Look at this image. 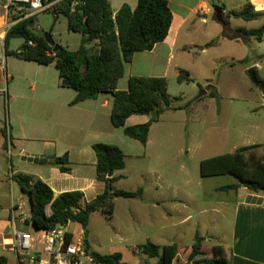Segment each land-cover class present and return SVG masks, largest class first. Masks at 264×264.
Wrapping results in <instances>:
<instances>
[{"label": "crops", "instance_id": "0c3cea01", "mask_svg": "<svg viewBox=\"0 0 264 264\" xmlns=\"http://www.w3.org/2000/svg\"><path fill=\"white\" fill-rule=\"evenodd\" d=\"M167 2L172 20L166 38L155 44L150 51L133 54L131 62L124 64L123 75L117 82V90H127V81L130 77H162L167 82L169 77L177 80L179 71L184 70L189 73L191 80L195 79L197 76L191 72L189 66L196 62V58L208 52L209 55L217 53V49L225 42L240 43L243 48L238 58L242 61L243 68H253L258 78L264 81V38L260 42L247 36H243L240 40H227L221 37L222 30L219 28L215 31L217 32L215 38L205 39L203 46L199 48V53L195 54L192 48L196 44L192 42L195 41L194 38L199 30L198 25L200 23L208 25L210 17L215 21L214 1L167 0ZM217 2V5L222 7L224 19L229 25L231 18L226 17L227 12L240 10L246 0H239L235 6L229 5L226 0H217ZM248 2L253 10L261 13L262 16L251 21L241 19L247 25L255 27L243 26L232 29H255L264 24V0H248ZM109 3L112 13L115 14L123 4H127L133 10L137 0H109ZM2 14L1 11L0 31L5 20ZM59 16L63 15H57L56 20ZM210 28L213 29L212 26ZM0 36V45L4 52L5 34L1 33ZM215 39L217 40L214 45L207 46ZM21 41L23 42L22 39ZM62 46L67 48L66 45ZM16 59L24 63L19 70L8 69L7 60L3 57L0 64V94H3L5 101L9 100L12 103V106L9 103L8 118L5 119V136L3 129L0 135V257L6 259V264H43L41 260L46 259L45 254L42 253L38 255V261H32L28 257L20 258L13 247L12 223L24 232L37 231L31 223H28L30 216L28 199L12 181V176L20 173L31 176L34 180H40L51 189L54 197L61 193L77 191L82 194L83 203L90 202L104 190V183L96 179V156L92 149V145L96 143L115 145L124 154L125 167L117 172L123 178L114 183L116 190L135 191L125 187V182L137 179L141 172L137 173V169L130 167L129 158L148 160L150 165L148 172L156 175L157 178L154 182L146 183V186L154 192L150 201L145 198L147 190L145 187L142 189V196L138 199L115 200L110 218V231L105 227L90 231V221L85 231L78 223L66 224L65 229L69 233L74 236L78 234L84 236L88 253L100 255L120 253L121 262L126 264H157V259L143 255L138 249L139 246L146 242L160 247L177 246L176 236L182 231L181 226H186L188 228L185 235L190 239L186 247L192 246L195 236L199 235L204 237L207 243L210 242L211 248L220 246L223 257L230 264H264V193H254L245 187L220 190L222 187L237 183L233 177H226L228 175L209 177V180L206 178L211 183L209 191L205 196H200L196 219L193 223H189L190 216L180 217L182 202L180 177L174 176L171 181H167L160 174V169L167 164L176 170V163L174 153L169 152L166 155V148L159 141L160 138L151 137L159 120L151 124L147 142L142 145L139 141L125 136L123 128L111 124L110 113L113 102L111 94H100L95 99L70 105L76 92L60 86L58 71L55 67V72L52 70L53 64L39 65L17 57ZM3 61H5L4 65ZM213 64L210 62L207 66L213 67ZM27 91L34 96H28ZM215 91L219 96V89ZM202 95L191 101L190 109L202 104L204 98ZM171 111L176 110H165V112ZM31 112L34 118L40 119L39 123L31 121ZM149 121L148 116L136 113L126 119L125 126ZM243 128L248 131L240 137L243 141L233 143L229 153L240 147L258 145L260 147L254 152L264 159V126L246 125ZM5 156L14 159V164L10 163L7 168L4 163ZM65 156L67 160L64 159L61 164L55 163L56 159H63ZM60 168H66L67 171L63 172ZM180 168L181 165H178V171ZM13 183L16 186H13ZM139 186L137 185V188H140ZM19 202L25 205L22 211L15 208ZM120 208H124V211H120ZM150 208L158 211L148 210ZM207 208L225 222L226 229L225 232L221 231V236L217 223L220 220L214 222L212 220L214 217L207 218L205 215ZM45 213L50 215L49 206L45 208ZM212 223H216L218 228L211 225ZM214 229L217 232L212 235L209 231ZM37 235L40 236V233L38 232ZM215 235L219 236L217 240ZM211 236H215V241ZM80 264L93 263L83 260ZM172 264H186V262L178 252Z\"/></svg>", "mask_w": 264, "mask_h": 264}, {"label": "trees", "instance_id": "16d2710c", "mask_svg": "<svg viewBox=\"0 0 264 264\" xmlns=\"http://www.w3.org/2000/svg\"><path fill=\"white\" fill-rule=\"evenodd\" d=\"M50 1V0H47ZM54 22L57 15L67 20V30L80 35L77 50L71 51L58 44L54 52V44L45 40L51 30L43 31L44 35L35 32L28 25L33 17L11 26L3 39L4 54L13 55L24 61H32L39 65L53 64L58 71L60 86L76 92L70 105L84 100L95 99L100 94L112 95L110 121L114 127L123 128L125 136L147 142L149 128L165 110L180 109L172 107L173 98L167 92V82L162 77H130L127 90H117V82L123 75L124 64L131 62L136 52L150 51L155 44L162 42L169 31L172 14L167 0H137L136 7L131 10L123 4L113 14L109 0H60L53 5ZM262 14L255 12L246 0L240 10L229 11L226 17L255 20ZM221 36L227 40H240L243 36L254 38L260 42L264 38V24L255 29H230L225 27ZM22 39V44L15 52L8 50L11 39ZM211 41L207 46H212ZM257 79L261 81L256 75ZM178 82H191L189 73L179 71ZM211 97L217 98L215 89L209 91ZM157 109V116L149 122L134 126H125L128 117L138 112H151ZM5 136V129H3ZM260 146L252 145L236 149L231 153L206 158L199 163V174L203 178L228 175L237 183L225 186L220 190H234L245 187L254 193H264V159L254 152ZM96 156V179L104 183V190L90 202H82L80 192H65L54 197L51 189L41 182L25 174H15L12 181L27 197L30 208L29 222L37 231H48L56 225L66 226L68 222L78 223L85 231L89 218L100 212L111 218L117 198L138 199L142 189L122 191L114 188V183L123 176L117 174L125 167L124 154L115 145L96 143L92 145ZM66 156L55 160L61 164ZM67 160V159H66ZM67 171L66 168H60ZM50 207V215L45 208ZM202 238L195 237L190 247L181 251L176 245L160 247L151 242L139 246V251L148 258H156L157 264H172L179 252L185 262L190 264H230L223 257L220 246L211 250V258L194 260L200 255ZM84 249L93 264H126L121 262V254L100 255L88 253L84 240ZM0 264L6 259L0 257Z\"/></svg>", "mask_w": 264, "mask_h": 264}, {"label": "rangeland", "instance_id": "374dc122", "mask_svg": "<svg viewBox=\"0 0 264 264\" xmlns=\"http://www.w3.org/2000/svg\"><path fill=\"white\" fill-rule=\"evenodd\" d=\"M58 1L60 0L47 1L48 7L33 17V23L35 26L41 27L44 31L51 30V36L55 43L66 45L69 50L75 51L80 44V35L67 31L65 17L59 16L55 22L53 21V5ZM213 1L215 6H218L217 0ZM226 2L229 5L235 6L239 0H226ZM230 18V24L227 25L228 23L226 22V26L216 22V20L212 21L211 17L209 18L208 25L200 23L198 25L199 30L194 38L195 41L192 42L196 44L192 48L193 53H199V48L203 46L202 43L205 39L209 37L215 38L217 34L215 32L216 29L219 30L220 28L223 31L225 27L230 29L243 26L255 27L247 25L241 19ZM210 26L213 27L212 30ZM21 42L19 38L11 40L8 50L15 52ZM241 48L243 47L240 43L225 42L217 49V53L209 55L208 52L200 58H196V62L192 66H189L191 72L197 76L191 82H178L174 77L167 78L168 94L173 98L172 105L180 109L161 113L158 117L159 123L154 128V131H152L151 137L160 138L159 141L166 148V155L169 152L174 153L176 170L170 168L167 164L160 169V174L167 181H171L174 176L176 178L180 177L182 188L180 217L190 216L189 223L195 221V215L199 211L198 203L200 196H205L211 184L208 181L209 177L207 180L199 174L200 161L209 157L229 153L233 143H241L243 141L240 137L248 132L243 128L244 126H264V98H262L264 93L250 80L248 74L249 69L243 68L244 65L238 58L241 55ZM0 56L4 60H7L8 69L19 70L24 66V63L18 61L13 55L4 57L5 54L1 45ZM210 62L214 63L213 67L207 66ZM4 63L5 61H3V65ZM52 70L55 72L54 66H52ZM212 88L215 90L219 89V96L217 98L210 96L209 91ZM203 91H206V93L203 94ZM27 93L28 96H34L29 91ZM201 95L204 97L202 104L190 109L189 105L191 101L201 97ZM9 103L12 106L11 101H5L1 93L0 135L2 129L5 128V119L7 120L8 118ZM31 103L34 104L33 101ZM30 119L36 123L40 122L38 117H33V112H31ZM210 126L212 127L210 128ZM148 162V160L142 161L140 158H129L128 163L130 167L137 169V173L139 171L141 175L137 179H130L125 182V187L132 190H136L137 185H140L139 187L141 189L145 187L147 189L145 198L150 201L154 192L146 186V183L156 181L157 177L156 175H152L151 172H148L150 167ZM4 163L7 168V165L9 167L10 163L14 164V159L5 156ZM178 165H181L180 171H178ZM7 174L8 171L6 169L5 175L7 176ZM226 177L232 178L231 176ZM13 186L16 185L14 184ZM207 209V214H205L207 218L214 217L212 219L214 222L217 219L220 220L217 221L220 228H218L216 223H212L211 225H214V227L217 226L219 236H221V231L225 232L226 229L224 226L225 222L223 219L217 218V215L212 213L210 208ZM148 210L158 211V209L152 208ZM120 211H124V208H120ZM89 221L90 231H94L100 227H105L108 231L111 230L110 218H107L100 212L93 213ZM181 228L182 231H179L176 236V243L182 251L190 243V239L185 235L188 227L181 226ZM209 232L214 235L217 230L214 229ZM215 236H217V240L219 236ZM215 236H211L213 240ZM199 237L202 238L200 246L201 254L197 255L194 260L211 258L212 248L209 246L210 242L207 243L204 237Z\"/></svg>", "mask_w": 264, "mask_h": 264}, {"label": "built area", "instance_id": "2783aa9c", "mask_svg": "<svg viewBox=\"0 0 264 264\" xmlns=\"http://www.w3.org/2000/svg\"><path fill=\"white\" fill-rule=\"evenodd\" d=\"M47 7V0H0V10L5 19L0 34H5L11 26L34 17ZM15 208L22 211L25 205L19 202ZM11 227L13 247L20 258L28 257L32 261H38L37 257L42 253L46 256V259L41 260L43 264H80L83 260L91 261L84 249V236L72 235L63 225H56L51 230L35 233L21 231L15 227L14 223ZM38 232L40 236L37 235Z\"/></svg>", "mask_w": 264, "mask_h": 264}, {"label": "water", "instance_id": "95a60500", "mask_svg": "<svg viewBox=\"0 0 264 264\" xmlns=\"http://www.w3.org/2000/svg\"><path fill=\"white\" fill-rule=\"evenodd\" d=\"M213 13H214V18H215L216 22L226 26L227 23H226L224 16H223L222 7L221 6H213ZM28 26L30 28H33V30L35 32H39L40 35H44V32L39 31V28L37 26H35L33 22H30ZM45 40L48 44H54V47H53L54 52L58 49V44L53 41L51 34H47L45 36ZM248 74H249V77H250V80L252 81V83L255 84L256 86H258L261 89L262 93H264V83H261L257 79L255 71L253 68H250L248 70ZM209 88H211V87H209ZM205 93H206V91H203V94H205ZM137 114L148 116L150 118V120H153L157 116V109H154L151 112H147V111L138 112ZM35 231H37V230L35 229ZM186 264H190V263L187 262Z\"/></svg>", "mask_w": 264, "mask_h": 264}]
</instances>
